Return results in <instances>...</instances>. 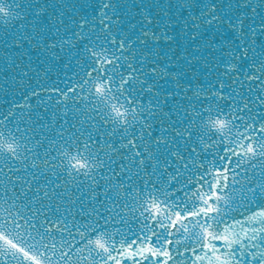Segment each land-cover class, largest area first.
Masks as SVG:
<instances>
[{"label":"snow or ice","instance_id":"6c2138e0","mask_svg":"<svg viewBox=\"0 0 264 264\" xmlns=\"http://www.w3.org/2000/svg\"><path fill=\"white\" fill-rule=\"evenodd\" d=\"M0 264H264V0H0Z\"/></svg>","mask_w":264,"mask_h":264}]
</instances>
